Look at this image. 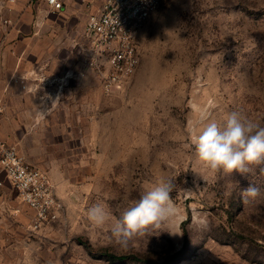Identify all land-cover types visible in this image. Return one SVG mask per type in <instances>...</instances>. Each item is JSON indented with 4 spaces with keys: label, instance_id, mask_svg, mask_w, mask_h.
Masks as SVG:
<instances>
[{
    "label": "rangeland",
    "instance_id": "obj_1",
    "mask_svg": "<svg viewBox=\"0 0 264 264\" xmlns=\"http://www.w3.org/2000/svg\"><path fill=\"white\" fill-rule=\"evenodd\" d=\"M75 13L54 16L66 25L60 33L68 58L81 31ZM139 47L141 63L127 92L98 90L86 108L71 107L77 105L71 99L68 131L54 113L61 125L53 139L61 142L43 144L40 160L24 153L55 184L58 220L34 228L18 194L0 191V228L10 237L0 236L2 264H264V163L247 176L213 173L184 147L199 109L217 121L240 111L264 127V0H164ZM62 99L54 98V110ZM162 177L174 180L179 215L170 230L179 234L149 231L120 247L111 224ZM249 184L260 195L244 203ZM97 203L110 216L102 227L87 219ZM194 212L207 214L208 228L196 226ZM104 253L136 259L112 263Z\"/></svg>",
    "mask_w": 264,
    "mask_h": 264
},
{
    "label": "crops",
    "instance_id": "obj_2",
    "mask_svg": "<svg viewBox=\"0 0 264 264\" xmlns=\"http://www.w3.org/2000/svg\"><path fill=\"white\" fill-rule=\"evenodd\" d=\"M99 3L92 0L86 7L82 0H68L63 10L52 13L42 4L29 5L27 0H0V137L17 145L30 160H40L43 144L55 143L56 125L62 124L68 131L69 117L65 114L71 99L77 100V105L71 107L86 108L93 104L98 90L105 94L97 78L86 72L78 59L67 57V44L62 43L60 33L65 32L66 25L54 23L56 14L69 17L76 12L77 29L82 31L88 17L98 11ZM57 34L60 39L55 38ZM58 95L63 99L54 110V98ZM58 112L62 114L61 124L55 119L54 113ZM6 188L16 192L8 179L0 191ZM0 231V236L4 233L9 237L5 230Z\"/></svg>",
    "mask_w": 264,
    "mask_h": 264
},
{
    "label": "built area",
    "instance_id": "obj_3",
    "mask_svg": "<svg viewBox=\"0 0 264 264\" xmlns=\"http://www.w3.org/2000/svg\"><path fill=\"white\" fill-rule=\"evenodd\" d=\"M99 9L72 38L70 50L86 72L97 78L107 95L125 93L141 63L139 38L164 0H99ZM88 7L92 0H82ZM50 12L63 10L68 0H27ZM8 179L32 211L33 225L56 222L62 204L50 175L31 164L17 145L0 137V187Z\"/></svg>",
    "mask_w": 264,
    "mask_h": 264
},
{
    "label": "clouds",
    "instance_id": "obj_4",
    "mask_svg": "<svg viewBox=\"0 0 264 264\" xmlns=\"http://www.w3.org/2000/svg\"><path fill=\"white\" fill-rule=\"evenodd\" d=\"M189 143L185 148L192 150L202 167L213 173H236L247 176L253 165L264 163V127L250 120L240 111L227 113L222 121L212 117L207 108L199 109L195 122H189ZM175 190L171 177L155 182L144 190L137 200L127 207L111 224V237L120 247H127L138 236L149 231H169L179 215V209L172 198ZM260 195V189L249 184L242 190L244 203H250ZM87 219L91 224L102 227L110 216L102 204H93L87 209ZM197 227H209L207 214L193 213ZM168 229V230H165Z\"/></svg>",
    "mask_w": 264,
    "mask_h": 264
},
{
    "label": "trees",
    "instance_id": "obj_5",
    "mask_svg": "<svg viewBox=\"0 0 264 264\" xmlns=\"http://www.w3.org/2000/svg\"><path fill=\"white\" fill-rule=\"evenodd\" d=\"M101 257L107 258L112 263H123L124 261H127L131 258L136 259L135 257L127 256V255H117L113 253H104L101 254Z\"/></svg>",
    "mask_w": 264,
    "mask_h": 264
}]
</instances>
